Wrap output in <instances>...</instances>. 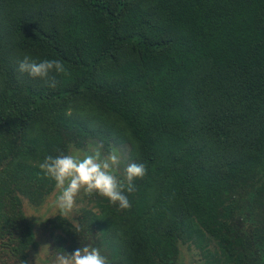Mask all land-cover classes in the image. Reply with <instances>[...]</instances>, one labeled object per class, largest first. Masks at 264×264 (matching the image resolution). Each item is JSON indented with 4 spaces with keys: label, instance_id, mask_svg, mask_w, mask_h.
<instances>
[{
    "label": "trees",
    "instance_id": "1",
    "mask_svg": "<svg viewBox=\"0 0 264 264\" xmlns=\"http://www.w3.org/2000/svg\"><path fill=\"white\" fill-rule=\"evenodd\" d=\"M58 60L55 89L19 71ZM71 113L70 115L68 113ZM143 164L121 209L80 196L43 220L52 244L109 264H264V0H0V261L38 248L25 203L55 190L39 164L72 149Z\"/></svg>",
    "mask_w": 264,
    "mask_h": 264
},
{
    "label": "clouds",
    "instance_id": "2",
    "mask_svg": "<svg viewBox=\"0 0 264 264\" xmlns=\"http://www.w3.org/2000/svg\"><path fill=\"white\" fill-rule=\"evenodd\" d=\"M19 71L43 80L48 87L53 89L59 83L58 75L70 74L61 61L55 59L39 61L30 55H25L20 61ZM102 147L99 145L90 152L72 149L67 154L47 155L39 164L44 176L54 181L57 190L49 204V207L54 209V214L50 216L58 214L61 217H72L74 213H78L77 197L81 193L86 196L98 194L107 198L112 204H118L121 209L131 207L125 191H134L133 181L137 178L142 179L147 170L143 164H129L125 169L127 181L125 183L116 175L120 165L117 151L112 150L104 156L101 152ZM31 215L34 214L28 216ZM46 246L49 248L48 245L43 246L39 254ZM39 254L36 264H38ZM51 264H109V262L97 247L88 244L76 249L74 253L64 251L57 253Z\"/></svg>",
    "mask_w": 264,
    "mask_h": 264
},
{
    "label": "rangeland",
    "instance_id": "3",
    "mask_svg": "<svg viewBox=\"0 0 264 264\" xmlns=\"http://www.w3.org/2000/svg\"><path fill=\"white\" fill-rule=\"evenodd\" d=\"M57 190L55 189L41 204L39 207H33L29 203H25V211L27 214H34L32 216L33 229L36 237V241L38 243V248L34 251H32L30 256V263L29 264H36L37 256L39 252L42 250L43 246L48 245L49 248L46 246L43 251L39 254L38 258V264H51L52 259L54 256L59 253L58 249L54 248V245L52 244V239L50 238L46 228L43 225V220L48 219L50 215L54 214V209L49 207L50 201L52 198H54V195L56 194ZM83 193H81L80 196H82ZM80 196L77 197V204L81 206ZM83 205V204H82ZM38 215V216H36ZM58 215V214H57ZM79 215L78 213H74L72 218L74 221H76V218ZM40 216V217H39ZM56 216V215H55ZM54 217V216H50ZM49 217V218H50ZM181 259L183 261V264H204V259L202 257V253L200 250H197L196 248L188 247V245L181 246ZM1 264V261H0Z\"/></svg>",
    "mask_w": 264,
    "mask_h": 264
}]
</instances>
